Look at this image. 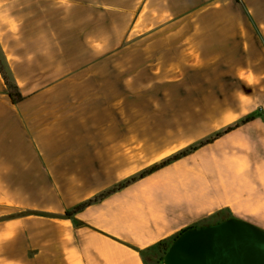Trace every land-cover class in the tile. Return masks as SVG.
I'll return each instance as SVG.
<instances>
[{"label":"crops","instance_id":"1","mask_svg":"<svg viewBox=\"0 0 264 264\" xmlns=\"http://www.w3.org/2000/svg\"><path fill=\"white\" fill-rule=\"evenodd\" d=\"M0 46L24 97L0 72V264H148L220 211L264 229V0H0Z\"/></svg>","mask_w":264,"mask_h":264},{"label":"water","instance_id":"2","mask_svg":"<svg viewBox=\"0 0 264 264\" xmlns=\"http://www.w3.org/2000/svg\"><path fill=\"white\" fill-rule=\"evenodd\" d=\"M163 264H264V230L239 219L187 230Z\"/></svg>","mask_w":264,"mask_h":264},{"label":"trees","instance_id":"3","mask_svg":"<svg viewBox=\"0 0 264 264\" xmlns=\"http://www.w3.org/2000/svg\"><path fill=\"white\" fill-rule=\"evenodd\" d=\"M0 72L2 74V77L4 78L5 82H6V85L9 89V92H10V95L11 97L13 98V100L17 103V102H21L24 97L22 96V93L14 79V76L12 74V71L9 67V64L6 60V57L4 55V52L0 46ZM254 119H256L255 117H249L239 123H237L236 125L234 126H231L229 128H227L226 130L218 133V134H215V135H212L210 136L209 138L203 140V141H200L199 143L195 144V145H192L182 151H180L179 153L167 158L166 160L162 161L161 163L159 164H156L154 166H152L151 168L145 170L144 172H142L141 174L137 175V176H134L132 177L131 179L129 180H126V181H123L121 183H119L118 185H116L114 188L108 190V191H105L104 193L98 195L97 197L77 206L72 212L68 213L67 215L69 217H72L74 214H77L79 213L80 211L96 204V203H99L100 201H104L106 200L107 198H109L110 196L124 190V189H127L129 188L130 186L148 178L149 176H152L153 174L157 173V172H160L162 171L163 169L169 167L170 165L172 164H175L179 161H182L190 156H192L193 154H195L196 152H198L199 150L209 146V145H212L214 144L216 141H218L219 139H221L222 137L230 134L231 132L239 129L242 125H245V124H248L249 122L253 121ZM230 219H234L230 216ZM226 220H229V219H226ZM214 225V224H213ZM209 226V225H208ZM206 227V226H204ZM195 228H201V227H191V228H188L184 231H182L180 234H178L174 239H173V242L184 232H186L187 230H190V229H195ZM167 244V243H164V245ZM173 244V243H172ZM163 245V244H161ZM160 245V246H161ZM159 246V247H160ZM169 250V247L168 246H165L164 248V253L166 254Z\"/></svg>","mask_w":264,"mask_h":264},{"label":"rangeland","instance_id":"4","mask_svg":"<svg viewBox=\"0 0 264 264\" xmlns=\"http://www.w3.org/2000/svg\"><path fill=\"white\" fill-rule=\"evenodd\" d=\"M262 115H263V111L259 110L258 112H256V114H254L253 116H250V117L262 116ZM190 146H192V145H190ZM142 172H144V171H142ZM142 172H140L139 174H141ZM139 174H137V175H139ZM226 219H230V215L223 213L222 211L216 212V213L208 216L203 221H201L197 227H204V226H208V225L218 224V223L226 221ZM172 243H173V240L171 242H168L165 245L164 244L161 245L156 250L148 252L146 254V260H147L148 264H163L164 257H165L164 248H165V246H168L170 249V247L172 246Z\"/></svg>","mask_w":264,"mask_h":264}]
</instances>
